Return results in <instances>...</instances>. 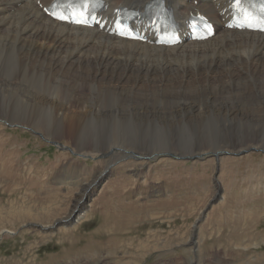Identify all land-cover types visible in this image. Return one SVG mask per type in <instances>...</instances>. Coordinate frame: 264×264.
I'll return each instance as SVG.
<instances>
[{
    "label": "rangeland",
    "instance_id": "rangeland-1",
    "mask_svg": "<svg viewBox=\"0 0 264 264\" xmlns=\"http://www.w3.org/2000/svg\"><path fill=\"white\" fill-rule=\"evenodd\" d=\"M0 61V82L21 78L13 56ZM240 88L230 90L233 103L243 89L258 97L257 87ZM82 92L78 96L89 105L90 90ZM22 100L13 105L24 116L28 107L18 109ZM125 108L114 121H86L85 134L76 136L63 134L61 120L48 114L16 118L12 111L2 118L0 106V264H264V154L218 160L155 155L208 153L213 143L258 145L264 131L225 124L217 113L202 121L193 112L134 122L128 119L132 108ZM112 162L116 165L101 177ZM78 205L86 207L78 223L41 228ZM201 216L194 246L191 237Z\"/></svg>",
    "mask_w": 264,
    "mask_h": 264
},
{
    "label": "bare ground",
    "instance_id": "bare-ground-1",
    "mask_svg": "<svg viewBox=\"0 0 264 264\" xmlns=\"http://www.w3.org/2000/svg\"><path fill=\"white\" fill-rule=\"evenodd\" d=\"M37 1L0 0V60L4 55L13 56L22 71L15 83L0 82V106L6 111L2 118L12 111L16 118L48 114L54 121L61 120L58 130L63 134L78 136L85 131L86 121H114L128 106L134 115L128 119L134 122L149 117L177 119L179 113L193 112L202 121L217 113L223 123H240L255 134L264 131V34L224 29L217 9L224 0H167L178 14L199 9L217 26L212 39L176 47L152 46L62 24L48 18ZM106 1L114 8L120 4L141 7L149 0ZM3 61L7 66L6 57ZM58 83L61 85L56 87ZM251 85L257 87L258 97L243 89L233 103L230 90ZM83 90H90L89 105L78 96ZM27 93L32 100L25 99ZM19 97L23 100L18 109L28 107L24 116L13 105ZM110 99L114 102L109 103ZM261 139L258 145L239 140L235 147L213 143L209 146L213 150L194 155H211L222 149H264V136ZM74 152L94 158V153ZM114 165L116 162L110 163L101 177Z\"/></svg>",
    "mask_w": 264,
    "mask_h": 264
},
{
    "label": "water",
    "instance_id": "water-1",
    "mask_svg": "<svg viewBox=\"0 0 264 264\" xmlns=\"http://www.w3.org/2000/svg\"><path fill=\"white\" fill-rule=\"evenodd\" d=\"M69 151L73 155H77L71 149H69ZM249 152H260V153L264 154V149L250 148V149L240 150V151H237V152H233V151H229V150H226V149H222V150H219L217 152H212L211 156L214 157L216 160H218L221 156H235V157H238V156H242V155L248 154ZM155 155L164 156V157H171V158H175L177 160H195V159H201L202 158V156H196V155H188V156L177 155V154H174V153L169 152V151H162L159 154H155ZM154 156H151L150 158H153ZM100 186L101 185H99L97 187V190L100 189ZM220 198H221V196L218 195L213 202L216 203ZM88 202H89V199L86 198L85 199L86 205H88ZM81 212H82L81 205H78L77 209H74L67 218H64L62 220L56 221L50 229L56 230L60 226H71V225H73L76 222V220H77L78 214H80ZM202 220H203V216L195 224L194 231H193V239L194 240H195L196 235H197V227H198V225L200 224V222ZM42 229H44V228L42 227Z\"/></svg>",
    "mask_w": 264,
    "mask_h": 264
},
{
    "label": "snow or ice",
    "instance_id": "snow-or-ice-1",
    "mask_svg": "<svg viewBox=\"0 0 264 264\" xmlns=\"http://www.w3.org/2000/svg\"><path fill=\"white\" fill-rule=\"evenodd\" d=\"M53 16H55L57 19H60V20H65V19H68V17L64 16V15H58L56 12H53L51 13ZM82 15V14H81ZM77 23L80 22L79 19L76 20Z\"/></svg>",
    "mask_w": 264,
    "mask_h": 264
}]
</instances>
